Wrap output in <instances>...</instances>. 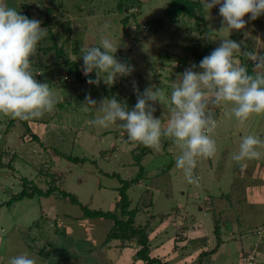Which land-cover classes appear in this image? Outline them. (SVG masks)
Wrapping results in <instances>:
<instances>
[{"label":"rangeland","instance_id":"obj_1","mask_svg":"<svg viewBox=\"0 0 264 264\" xmlns=\"http://www.w3.org/2000/svg\"><path fill=\"white\" fill-rule=\"evenodd\" d=\"M119 1L4 0L17 11L28 9L32 19L40 20L41 27L48 29V36L30 59L37 73L35 79L49 83L59 102L52 113L32 120L29 125L0 114V150L8 151L4 156L0 152V162L6 164L0 166V203H4L0 205V264L10 257L6 251L12 246L43 260L41 253L27 250L24 238H30L31 243L36 238L35 245L50 250L45 257L47 264H145L137 255V239L127 246L116 239L106 245L115 220L86 217L83 210V206H88L115 211L121 187L133 179L135 182L127 189L130 207L140 208L137 225L149 222L152 254L161 253V258L165 256L173 264H198L195 260L199 253L210 251L217 244L213 233L217 215L211 203L214 199L216 207L225 210L221 214L226 220L222 226L226 231L225 242L204 262L247 264L246 257L254 249L256 260L252 264H264V244L256 247L259 237L252 233L256 227H264V146L257 148L261 153L259 159L241 162L243 171L231 158L239 151L244 136L255 135L264 140V114H253L240 123L234 115L224 114L230 113L233 105L213 109L218 119V127L212 134L217 151L211 158H198L194 172L198 184L189 183L183 170L176 167L181 150L170 139L162 138L159 149L153 150L130 141L119 122L109 128L91 124L96 116L102 115L99 102L111 98L107 94L131 110L137 102L134 83L140 92L155 86L170 95L178 75L194 64L198 68L203 59L192 53L193 46H202V51H206L207 44L218 47L228 37L219 5L210 14L204 13L208 17L201 23V27L215 33L216 40L211 41L206 38L208 33L193 29L196 18L183 16L174 20L166 14L172 0H138L132 10L137 14L127 22L128 12L118 7ZM47 9L53 10L49 18ZM244 19L245 28L233 30L229 37L241 43V53L237 55L252 50L264 54V15L256 20L248 16ZM102 36L118 47L116 58L135 69L131 75L119 77L112 87L103 82L97 86L87 81H70L62 65L53 67L52 73L45 69L47 61L55 59V52H41L40 47L64 43V49L82 69L81 47L84 43L98 46ZM247 63L245 57L243 64ZM88 95L98 102L97 106L84 104ZM155 108L154 115L166 123V108L159 103ZM33 133L38 138H33ZM50 179L55 181V194H36L33 198L16 200L11 206L5 204L26 188L25 180L47 190ZM60 190L77 196L80 203L59 196ZM223 193L226 195L221 200ZM152 214L155 216L151 218ZM184 228L192 235L204 230L208 245L204 246L203 237L176 241L185 236ZM23 229L30 232L23 233ZM164 243L163 250L156 249Z\"/></svg>","mask_w":264,"mask_h":264},{"label":"clouds","instance_id":"obj_2","mask_svg":"<svg viewBox=\"0 0 264 264\" xmlns=\"http://www.w3.org/2000/svg\"><path fill=\"white\" fill-rule=\"evenodd\" d=\"M217 5L223 28L229 30V35L199 62L200 70H196L195 64L185 69L172 85L170 95L155 86L140 92L134 83L137 102L131 110L115 97L105 98L98 107L102 115L91 121L92 125L102 128L119 122L130 141L153 150L159 149L162 138L170 139L181 150L175 161L176 167L183 170L191 184L199 183V178L194 175L198 158H211L217 151L212 134L218 127V119L213 109L233 105L230 113L224 114L234 115L240 123L253 114H264V54L256 50L243 52L252 62L250 73L237 55L241 53V43L229 38L233 30L245 28V16L256 20L264 15V0H201L206 14ZM47 36L48 29L41 27L40 20L30 19L0 0V114L31 122L54 111L59 99L49 83L35 79L37 73L33 71L30 59L37 54L38 44ZM206 38L215 41V33L210 31ZM117 50L106 36L101 37L98 46L83 44L80 54L87 83L99 86L103 82L112 87L119 77L131 75L134 66L118 60ZM93 72L95 78L90 75ZM156 103L166 108V123L154 115ZM84 104L97 106L98 102L88 95ZM259 146H264L261 138L255 135L243 137L239 151L231 157L241 171L244 170L242 161L260 158ZM7 264L46 262L23 251L9 257Z\"/></svg>","mask_w":264,"mask_h":264},{"label":"trees","instance_id":"obj_3","mask_svg":"<svg viewBox=\"0 0 264 264\" xmlns=\"http://www.w3.org/2000/svg\"><path fill=\"white\" fill-rule=\"evenodd\" d=\"M138 3V0H128L125 2V0H120L118 2V7L121 10H124V12H128V15H126L125 17V22L128 21V19H130L131 17L135 16L137 14V12H133L132 10L136 7V4ZM21 14L26 15L28 18L32 19V15L29 12L28 9H23L21 11H19ZM53 10L52 9H47L46 13H47V18H49L50 13H52ZM166 14L170 17V18H175L174 20H178L183 16H186L188 18H192L195 19V27L193 29H196L197 31L201 32V34L203 33H209L211 30L208 29L206 26L205 27H201V23L205 20L204 17V12L202 10V6H201V1L200 0H172L171 3L169 4V6L166 9ZM49 20V19H48ZM148 29V27H147ZM70 35L68 36L69 39ZM195 49L193 50V54L196 55L197 57H201L204 58L205 56L209 55L212 50L214 48H216L213 44H207V50L202 51V46L197 47V46H193ZM41 52H55V59H51L48 60L46 63V67L45 69L47 71H53V67L57 66V65H62L63 70L65 71V74L67 72V76L66 79H69L70 81H87L88 77H85L83 75L82 69L80 68V65L77 63L76 60L72 59V57L70 56V54L64 49V43L63 45H57V43L55 45H48V46H43L40 47ZM241 59V62L244 63L245 62V57L244 55H238ZM200 58V59H201ZM178 61V60H177ZM176 61V62H177ZM178 64L180 65V62L178 61ZM247 67L249 69V72L251 73L253 71V65L252 62L248 60L247 63ZM196 70H199L198 68H196ZM76 74V77H71L72 74ZM62 74V73H61ZM91 77H95V72L90 74ZM108 97H112L111 95H108ZM15 120V119H13ZM26 122L27 125H29L28 121H24ZM29 129V127H28ZM31 130V129H30ZM29 131V130H28ZM2 137V135L0 134V138ZM32 137L35 138L38 136L36 134H32ZM1 152V151H0ZM4 152H1V156H4ZM14 155H16L14 153ZM142 155V153H141ZM3 162H0V166L3 167L4 164ZM9 164V163H8ZM7 164V165H8ZM142 170V169H141ZM142 172H140V175L142 177ZM56 180V179H55ZM50 187L47 190H43L41 188H39L34 182L33 185L29 184L28 180L24 181L25 187L21 193L19 194H14L9 201H6L5 204H7L8 206H11L16 200H21L24 197H28V198H33L36 194L39 195H44V196H50L52 194H55L57 189L55 186V181L52 182V180L50 179ZM135 179L133 180H127L124 182V185L121 187V193H120V199L116 205L115 211L113 210H109V211H104L103 209H90L88 208V206H83V210H84V216L86 217H90V218H95V217H106V218H111L115 220L114 225L111 227L110 232L108 234L107 237V241H105V244H109L113 239L116 240H120V242L122 243V245H131V242H133V240L137 239L139 242V247L137 248V255L139 257L140 260H142L145 264H173L170 261H166V258H164V255H167L166 253L163 255L164 257H160L159 254L154 255L152 254V241H151V236L149 235L148 231V224L149 222H147L145 225H140L136 223V214L137 212L140 210L139 207L136 208H131V199L130 196L128 194L127 189L131 186V183H134ZM32 188V189H30ZM69 193L63 190L59 191V196L63 197V198H69L73 203H80L79 198L75 195H70L69 197ZM225 193L222 194L221 196V200L222 198L225 197ZM230 195V194H229ZM228 197V196H227ZM231 197V196H230ZM214 202V199L211 201V203L213 204V209L216 212V216H215V227L213 230V233L216 236V240H217V244L216 246L211 249L210 251L208 250H204L201 253H199V257L198 260H195L198 264H206L204 262V260L207 258V256L210 255V253H214L216 252L221 245L225 242V239L223 237L224 234H226V231H224L222 229L223 223H226V220H224L223 216L221 215L222 212H224L225 210H222L220 208L216 207V204ZM220 202V201H219ZM232 202V201H231ZM144 206L148 205L147 202H143ZM4 203H0V205H2ZM215 204V205H214ZM167 214H162L163 216H166ZM155 216V214L151 215V218ZM167 218V217H166ZM38 221V220H37ZM36 221V222H37ZM35 222V223H36ZM32 224L30 227V229L33 228V226L35 225ZM40 222H38L37 225H39ZM200 227H203L202 224ZM30 229L27 230V232H30ZM187 228H184V231ZM264 230V227H256L255 230L252 231L253 234H256L259 238L258 240L255 242L256 247L264 244V233L261 235L258 232ZM185 236H182L179 238H176V241H193L194 239H197L198 237H203L202 239L204 240V246H207V238L205 237V231L202 230L201 233L199 234H190L189 232L187 233L186 231L182 233ZM188 234H190V238L188 237ZM30 238H24L23 242L25 245H27L29 247L30 250L35 251L37 253H41L42 256H47L50 253V250L47 251V248L45 247V249H43L42 247H39L35 244L37 239L34 238V243H31V241L29 240ZM262 241V242H261ZM165 243L162 244L161 246L158 245V248H156L157 250L160 248L163 250V248H165ZM185 246V245H181L180 247ZM177 247V246H176ZM186 247V246H185ZM253 255V259L252 260H248L249 256ZM168 256V255H167ZM247 261H249L247 264H252L253 260H256V251L253 249L250 253H248L247 257H246ZM195 263V262H194ZM193 263V264H194ZM263 263V262H262ZM179 264H191L188 262H184V263H179Z\"/></svg>","mask_w":264,"mask_h":264},{"label":"crops","instance_id":"obj_4","mask_svg":"<svg viewBox=\"0 0 264 264\" xmlns=\"http://www.w3.org/2000/svg\"><path fill=\"white\" fill-rule=\"evenodd\" d=\"M1 152H4V154H7L8 153V151L7 150H0ZM23 233H26L27 232V230H25V229H23V231H22ZM23 241V240H22ZM27 246V245H26ZM27 250L30 252L31 250L29 249V247L27 246ZM20 252H23L18 246L17 247H14V246H12L10 249H9V251H6V253H8L9 254V256L11 257V256H14V255H17V254H19ZM31 252H33V251H31ZM51 253V252H50ZM45 257H47V256H42V261H44V262H46V264H47V259L45 258ZM49 258V257H48ZM9 259V258H8ZM8 259L7 258H5V262H8ZM4 261H2V264H3V262ZM48 262H49V260H48Z\"/></svg>","mask_w":264,"mask_h":264},{"label":"built area","instance_id":"obj_5","mask_svg":"<svg viewBox=\"0 0 264 264\" xmlns=\"http://www.w3.org/2000/svg\"><path fill=\"white\" fill-rule=\"evenodd\" d=\"M258 233L262 235V234L264 233V230L259 231ZM252 259H253V255H250L249 258H248V260L250 261V260H252ZM249 261H248V262H249Z\"/></svg>","mask_w":264,"mask_h":264}]
</instances>
